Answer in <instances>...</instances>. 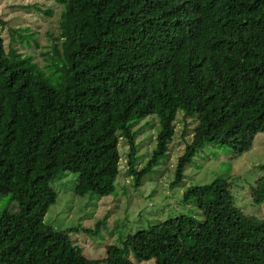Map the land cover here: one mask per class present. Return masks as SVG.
Here are the masks:
<instances>
[{
    "label": "trees",
    "instance_id": "obj_1",
    "mask_svg": "<svg viewBox=\"0 0 264 264\" xmlns=\"http://www.w3.org/2000/svg\"><path fill=\"white\" fill-rule=\"evenodd\" d=\"M53 1L58 25L44 65L18 51L38 45L30 28L9 27L5 47L1 21L0 196L11 193L17 209L0 214V264H264V218L243 213L221 177L185 190L199 217L151 223L96 259L44 222L57 196L50 183L64 172L78 174L77 195L114 191L120 140L139 185L168 151L180 113L183 134L187 118L195 125L174 183L206 145L236 156L252 147L264 132V0ZM148 115L158 119L155 146L137 169L133 127ZM252 195L264 200V173Z\"/></svg>",
    "mask_w": 264,
    "mask_h": 264
},
{
    "label": "rangeland",
    "instance_id": "obj_2",
    "mask_svg": "<svg viewBox=\"0 0 264 264\" xmlns=\"http://www.w3.org/2000/svg\"><path fill=\"white\" fill-rule=\"evenodd\" d=\"M34 4L42 10L51 8L53 13L48 15L37 11ZM59 10L60 6L53 0H0V26L1 21L6 23L1 29L5 47L9 44V27L28 26L31 33L30 44L38 39V45H25L18 51L24 55H34L40 65L46 64L47 61L40 52L47 51L51 43L50 33L57 31ZM181 114L177 116L175 134L168 151L144 175L139 185L126 172L127 145L120 140V171L114 191L102 197L89 193L77 195L74 187L78 174L64 172L50 183L57 196L55 202L48 207L44 222L58 230L67 231L70 238L79 244L83 254L96 259L104 256L107 244L122 245L125 236L147 228L151 223L179 213L199 217V208L193 201H182L185 190L189 186L208 183L220 177L227 179L234 203L243 213L264 218V200L254 201L252 195L256 180L264 173L258 167V164L264 163V132L257 133L252 147L239 156L234 155L232 148L228 146L206 145L202 150L196 151L186 165L182 180L174 183L177 158L182 154L185 141L190 138L191 129L195 125V120L187 118L188 131L183 134L185 125ZM157 121L155 115H148L133 127L138 130L137 169L146 166L151 157ZM16 209L17 204L11 201V193L0 196V214L4 210Z\"/></svg>",
    "mask_w": 264,
    "mask_h": 264
}]
</instances>
